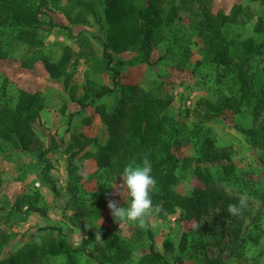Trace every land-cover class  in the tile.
<instances>
[{
  "label": "rangeland",
  "instance_id": "obj_1",
  "mask_svg": "<svg viewBox=\"0 0 264 264\" xmlns=\"http://www.w3.org/2000/svg\"><path fill=\"white\" fill-rule=\"evenodd\" d=\"M15 1L40 14L33 46L18 40L21 25L0 17V115L8 111L0 124V264H264V0H129L156 6L154 28L148 46L114 53L115 81L102 62L106 0ZM221 50L227 64L214 61ZM64 59L50 76L44 64ZM102 88L113 90L96 98ZM147 92L172 99L160 140L173 156L158 144L147 150L152 195L167 170L179 178L177 192L204 194L191 219L180 208L154 211L152 238L138 222L119 228L107 207L109 199L130 204L127 190L115 188L123 167L142 159L112 155L109 125L123 100ZM21 93L35 97L22 120L13 111ZM207 101L225 103L221 114L208 118ZM244 193L247 208L231 216L227 206ZM56 243L67 250L50 254Z\"/></svg>",
  "mask_w": 264,
  "mask_h": 264
},
{
  "label": "trees",
  "instance_id": "obj_2",
  "mask_svg": "<svg viewBox=\"0 0 264 264\" xmlns=\"http://www.w3.org/2000/svg\"><path fill=\"white\" fill-rule=\"evenodd\" d=\"M154 4H148L144 7H138L129 0H106L105 5V20L110 25V33L103 44V67L111 70L114 77L118 73L117 69L112 66L114 62V53L123 52L134 45H149L151 40L150 30L154 28L152 25L155 21L154 17H150L153 12H156ZM40 11L32 5H26L15 0H0V17H9L13 23L22 26L18 32V40L30 44L31 46L37 43V33L31 26L38 20ZM156 30V28H155ZM259 32H264V23L259 21L257 25ZM3 50L0 49V58H2ZM67 59L61 60L58 63H45L46 71L52 77L60 75L59 67L65 64ZM214 61L222 64L229 62V53L226 50L217 51L214 56ZM119 65L121 61H116ZM111 88H102L95 93L96 98H101L104 95L112 92ZM130 97V98H129ZM119 109V114L115 118V122L110 123V134L112 140V155L118 160L122 159H140L146 153L149 147H154L157 144L161 147L158 151L166 152L172 157V153L167 144L161 142L160 135L167 127V117L164 113L172 102L169 95L155 96L147 92L139 100H134L133 96H129ZM34 95L21 93L20 105L13 111L14 115L25 119L20 113V110L29 106L34 101ZM231 102L228 100L227 104ZM225 105L223 102L212 103L207 101L205 114L208 118H213L220 115L222 108ZM5 111L0 115V124L7 118ZM154 158V154H150ZM230 173V171H227ZM179 178L171 171L167 170L162 178L161 189L159 193H154L152 196L156 198L160 208V215H170L175 209L180 208L183 211L184 218L191 219L201 209V198L204 194L187 195L176 191L175 187ZM205 193V191H204ZM264 200V197H261ZM19 206L14 205L13 209L18 210ZM30 210L36 212L44 211L35 207H29ZM147 230L149 237L152 238L150 227L147 221ZM153 245H151V249ZM66 246L62 243H56L48 248V252L52 255L65 252ZM159 258L158 254H153Z\"/></svg>",
  "mask_w": 264,
  "mask_h": 264
},
{
  "label": "clouds",
  "instance_id": "obj_3",
  "mask_svg": "<svg viewBox=\"0 0 264 264\" xmlns=\"http://www.w3.org/2000/svg\"><path fill=\"white\" fill-rule=\"evenodd\" d=\"M120 181L118 187L115 188L116 194L120 195V190L126 189L131 200L127 207L120 206L115 200H108L107 207L114 221L118 222L119 228L131 222H138L141 227L147 226V221L153 212L160 211L159 206H154L152 200V191L156 187L157 181L152 175V163L149 159V154L146 153L139 163L136 160H132L126 164L120 174ZM248 201V194H241L238 203H230L226 211L231 216L240 217L247 208ZM219 211V209L216 210L217 213ZM200 225L201 223L195 222L192 227L194 230H198ZM90 227H92L90 224H85V229ZM76 231L81 238L80 230L76 228ZM101 237L102 233L97 230L94 240L96 242H102ZM83 239H87V237H83ZM135 259L137 261L140 259L138 253L135 254Z\"/></svg>",
  "mask_w": 264,
  "mask_h": 264
}]
</instances>
